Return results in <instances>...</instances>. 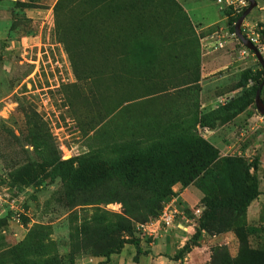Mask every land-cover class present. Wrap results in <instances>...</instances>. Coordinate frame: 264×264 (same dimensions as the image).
<instances>
[{"label": "rangeland", "instance_id": "1", "mask_svg": "<svg viewBox=\"0 0 264 264\" xmlns=\"http://www.w3.org/2000/svg\"><path fill=\"white\" fill-rule=\"evenodd\" d=\"M175 1L89 17L69 6L63 22L86 23L85 37H58V0H0V264H264V194L245 213L218 208L205 218L208 201L234 198L248 175L264 193V117L254 102L229 121L218 110L230 97L255 98L263 68L234 40L247 64L203 79L205 40L232 33L242 13L216 0ZM222 77L226 87H214ZM175 129L212 145L217 160L190 186L175 184L158 217L134 222L140 254L126 245L107 261L85 248L83 222L102 236L127 216L100 190L93 203L68 207V175L155 155ZM23 168L31 173L19 178ZM170 204L175 226L160 219ZM202 221L197 246L174 261ZM143 224H154L152 235Z\"/></svg>", "mask_w": 264, "mask_h": 264}, {"label": "trees", "instance_id": "2", "mask_svg": "<svg viewBox=\"0 0 264 264\" xmlns=\"http://www.w3.org/2000/svg\"><path fill=\"white\" fill-rule=\"evenodd\" d=\"M152 1L127 0L125 5L124 0H58L54 7L56 32L58 37H85L81 29L86 28V23L71 26L63 22V14L69 6L74 10L82 11L86 17H89L103 9L111 10L114 14L124 10L129 11V9L137 11L138 3H141L142 10L147 12V6ZM160 3L166 8V6L173 7L172 3L175 4L176 1L160 0ZM240 16L235 18L234 24ZM233 32H235V26L232 28ZM261 33L264 43V31ZM260 74L264 75V70ZM260 78L259 87L264 76ZM254 89L257 94L258 89ZM255 99L256 95L253 98V95L243 93L241 97L228 98L225 106L218 110L227 113L225 121L233 120L253 102L255 103ZM217 158L218 151L212 145L182 131L176 133L175 129L167 134L166 140L160 144L155 155L149 154L143 158L130 156L113 163L98 162L90 166L85 165L68 175V207L74 208L93 203L95 191L100 190V196L105 204L121 203L127 216L118 217L114 224L105 229V234L102 236L92 230L91 222H83L80 233L83 235L85 248L93 249L107 261H110L112 255L121 254L126 245H134L137 253L140 254L141 241L134 237V222H147L158 217L164 204L173 196L172 187L177 183H181L183 187L190 186ZM70 163L71 161L60 162V165ZM77 163L80 166L84 164V161L79 159ZM257 168L258 160H255V171ZM28 172L31 173L29 168L21 169L19 178H23ZM262 194L264 193H261L259 189L257 175H248L245 186L234 198H211L207 203L205 218L209 213L216 212L218 208L245 213ZM206 229L207 226L202 221L199 228L195 230L193 240L188 241L173 260L178 262L190 253L193 247L197 246L202 232Z\"/></svg>", "mask_w": 264, "mask_h": 264}, {"label": "crops", "instance_id": "3", "mask_svg": "<svg viewBox=\"0 0 264 264\" xmlns=\"http://www.w3.org/2000/svg\"><path fill=\"white\" fill-rule=\"evenodd\" d=\"M256 2L257 7L254 10L255 14L251 19L254 22L258 23L262 28V31H264V0H256ZM234 40L239 39H231L230 41H228L224 48L216 49L217 51L219 50L218 52L214 51V47H216L217 45L215 38L211 40H205V46H207V50L203 54V79L208 75L220 72V70L227 69L229 67L238 68L243 64H247V62H245V59L248 57V55L246 54L247 56H244V51L241 53L238 52L237 49H235ZM211 44L212 46L209 47V45ZM223 78L224 77H222L221 80L213 86L226 87L227 84H225V79ZM218 91L220 90L218 89L217 92ZM180 227H182L183 230L187 232L190 230V227H186L185 224L182 223L180 224Z\"/></svg>", "mask_w": 264, "mask_h": 264}, {"label": "built area", "instance_id": "4", "mask_svg": "<svg viewBox=\"0 0 264 264\" xmlns=\"http://www.w3.org/2000/svg\"><path fill=\"white\" fill-rule=\"evenodd\" d=\"M218 3L226 4L229 7H232L237 13L241 14L245 9L249 6L248 0H216ZM242 31L245 38L251 41L264 56V43L262 41V28L258 23L254 21H249L247 18L244 20L242 25ZM231 39H237L235 32H226L221 34V36L216 38L217 47L224 48L225 45ZM250 51V50H249ZM254 55V54H253ZM255 56V55H254ZM170 206L165 207L161 220L166 221L168 225L175 226L177 225V215L178 212L176 209L171 208ZM200 211H197V213ZM154 224H143L138 227V229L143 230L144 232H148L149 235H152L154 230H152Z\"/></svg>", "mask_w": 264, "mask_h": 264}, {"label": "water", "instance_id": "5", "mask_svg": "<svg viewBox=\"0 0 264 264\" xmlns=\"http://www.w3.org/2000/svg\"><path fill=\"white\" fill-rule=\"evenodd\" d=\"M249 1V6L247 9L242 13L240 18L238 19L237 23L235 24V34L237 38L243 43V45L250 50L251 52L254 53L256 58L258 59L259 63L261 64L263 70H264V56L261 54V52L258 50V48L249 40H247L243 34L242 31V25L244 20L250 15V13L257 7V2L256 0H248ZM264 88V80L259 87L257 94H256V99H255V105L260 113L264 117V99L262 96V90Z\"/></svg>", "mask_w": 264, "mask_h": 264}]
</instances>
